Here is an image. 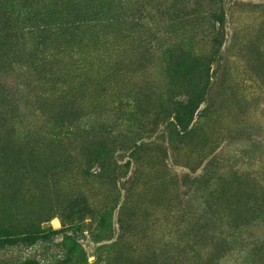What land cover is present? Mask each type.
<instances>
[{"label": "rangeland", "instance_id": "obj_1", "mask_svg": "<svg viewBox=\"0 0 264 264\" xmlns=\"http://www.w3.org/2000/svg\"><path fill=\"white\" fill-rule=\"evenodd\" d=\"M0 264H264V0H0Z\"/></svg>", "mask_w": 264, "mask_h": 264}]
</instances>
